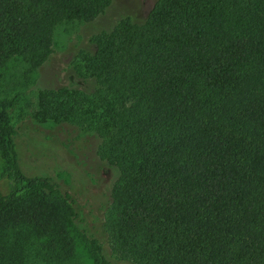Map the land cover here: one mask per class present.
<instances>
[{"label": "trees", "instance_id": "obj_1", "mask_svg": "<svg viewBox=\"0 0 264 264\" xmlns=\"http://www.w3.org/2000/svg\"><path fill=\"white\" fill-rule=\"evenodd\" d=\"M111 0H0V71L28 73L61 23ZM73 86L40 89L30 118L92 133L111 176L90 264H264V0H155L88 39ZM0 98V264H84L77 214L52 177L21 166Z\"/></svg>", "mask_w": 264, "mask_h": 264}, {"label": "rangeland", "instance_id": "obj_2", "mask_svg": "<svg viewBox=\"0 0 264 264\" xmlns=\"http://www.w3.org/2000/svg\"><path fill=\"white\" fill-rule=\"evenodd\" d=\"M155 0H111L103 14L89 23H61L52 33V53L34 72L16 59L0 71V98L13 100L9 110L11 126L17 131L21 166L53 178L70 197L77 214L72 235L77 256L90 264L82 228L94 234L109 204L111 176L95 156L98 140L92 133L80 132L63 124L36 123L30 115L40 89L74 85L71 62L80 50H90L91 35L108 30L120 18L141 22ZM3 163L0 161V171Z\"/></svg>", "mask_w": 264, "mask_h": 264}]
</instances>
